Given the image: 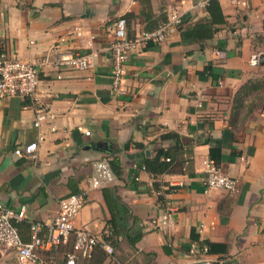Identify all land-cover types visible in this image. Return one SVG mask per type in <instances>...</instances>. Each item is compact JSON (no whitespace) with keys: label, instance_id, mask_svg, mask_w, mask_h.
<instances>
[{"label":"crops","instance_id":"obj_1","mask_svg":"<svg viewBox=\"0 0 264 264\" xmlns=\"http://www.w3.org/2000/svg\"><path fill=\"white\" fill-rule=\"evenodd\" d=\"M202 1L150 0L152 16L160 21L177 14L185 27L207 18ZM218 1L227 24L213 39L182 45L176 31L159 44L136 45L124 64L121 94L112 89L109 46L115 22L125 14L134 15L131 34L144 31L140 0H0V58L52 62L39 72L36 100H0V203L25 208L26 219L17 224L23 242L29 223L52 220L62 198L84 191L87 201L74 224L102 236L110 218L102 189L114 188L126 208L125 231L142 233L133 247L125 233L118 238L114 253L123 264H264V103L256 102L264 93L234 103L248 80L264 79V63L250 65L253 55H264V0H244L245 8ZM91 52L97 56L87 70L53 67L58 58ZM37 107L54 115L40 130L33 126ZM167 132L183 139V173L153 178L138 169L132 179L142 153L153 157L173 146L159 139ZM32 142H37L34 159L14 154ZM96 143L111 152L93 150ZM217 146L218 168L239 182L236 195L203 188L209 148ZM111 155L121 164V179L89 189L93 164ZM153 182L173 188L163 195L177 208L165 231L150 226L164 211ZM191 230L200 241L225 244L226 253L190 255ZM72 242L70 236L58 250L38 254L53 261ZM76 262L107 264L99 249ZM0 264L19 263L12 251H3Z\"/></svg>","mask_w":264,"mask_h":264},{"label":"built area","instance_id":"obj_2","mask_svg":"<svg viewBox=\"0 0 264 264\" xmlns=\"http://www.w3.org/2000/svg\"><path fill=\"white\" fill-rule=\"evenodd\" d=\"M232 4L246 7L244 0H229ZM207 0L202 1L206 5ZM181 18L177 14L168 16L167 21L159 28L147 32L142 31L133 38L127 36V23L123 17H119L114 26L113 41L109 46L111 51L112 66L110 75L112 89L116 93H123L121 85L124 80V64L128 55L138 44H159L166 40L181 26ZM78 34V33H77ZM79 35V34H78ZM97 56L96 52L89 54H73L58 58L54 63L55 68H70L83 71L90 68ZM52 64L47 58H42L36 64L21 61L14 56L2 54L0 58V100L18 97L22 99L36 100L38 85L40 83L39 72L41 68ZM258 64V56L253 55L250 65ZM61 75L57 74L56 79ZM54 119L51 111L45 107H37L34 112L33 126L40 130L45 124ZM86 136L89 131L84 132ZM42 137L39 135L38 140ZM37 142L25 145L21 149L14 150L16 156H24L29 159L35 158ZM168 161V159H166ZM93 172L88 179L89 189H101L113 184L115 176L107 161L99 160L93 164ZM202 185L205 190L220 189L233 196L239 192V182L236 178L223 174L212 160L206 162ZM164 187H161V189ZM167 190V188H164ZM86 192L71 194L59 201L58 211L55 217L45 223H29V239L23 242L19 235L17 224L26 219L25 208L13 209L0 203V252L12 251L19 264H54L51 260H45L39 256L40 251H56L65 244L70 236H73L71 250L65 254L62 264H77L78 256L88 259L95 248H100L106 254L107 264H123L114 253L112 246L103 239L108 236L105 231L98 236L85 228H77L75 218L86 204ZM163 212L151 220L152 229L165 231L174 222L176 206L170 201H163ZM201 232L200 229H198ZM206 248L199 249L195 242L189 246V254L195 256L205 253Z\"/></svg>","mask_w":264,"mask_h":264},{"label":"trees","instance_id":"obj_3","mask_svg":"<svg viewBox=\"0 0 264 264\" xmlns=\"http://www.w3.org/2000/svg\"><path fill=\"white\" fill-rule=\"evenodd\" d=\"M141 6V16L144 21V31L150 32L159 27H161L166 21L167 18L163 17L155 20L152 16L150 0H140ZM207 12V18L203 20L196 21L192 24H189L185 27L179 26L177 31L180 33V43L182 45L190 44H199L213 39L214 35L218 29L227 24L226 17L224 16L219 1L218 0H207L205 5ZM126 20L127 23V36L128 38H133L134 33L130 32V19L134 18L133 14H125L121 16ZM152 44V43H148ZM208 68H205V71ZM262 81L258 79L248 80L234 96L235 105H239L241 100L252 94L259 92L263 89L261 87ZM160 140H170L173 142V146L167 149H158L153 157H145L144 153L141 154V161L136 165L135 170L132 172V179L136 177V170L143 169L153 178L163 174H177L183 173L185 161L182 159L181 153V144L183 139L176 133L167 132L159 137ZM208 139L205 140V143H208ZM129 144H125L123 150L128 149ZM136 147L143 148V146L136 144ZM105 161L109 164L111 171L115 178L121 179L123 170L120 162L111 155L105 156ZM168 159V161H166ZM209 159L214 162L215 165H219L221 162V149L220 147H210L209 148ZM165 186L157 182H153L152 187L157 195V199L160 202H163V195L172 191L173 188L167 187V190H162L161 187ZM79 193V192H78ZM75 193V194H78ZM103 198L105 201L106 208L109 212L110 218L106 221V230L108 236L103 235V239L107 241L114 249L118 247V238L125 233V239L130 246H134L135 243L142 237V233L138 230L133 231L132 228H129L125 231L124 221L126 220V208L120 203L119 198L116 195L114 188H103L102 189ZM125 214V215H124ZM18 226V225H17ZM190 240L195 242L199 249L206 248V254H225L227 247L225 244L212 243L209 241H200L197 233L194 230H191ZM99 249L106 259V254ZM94 249V250H95ZM115 251V250H114ZM94 252V251H93ZM89 260L92 258V254ZM210 264H219L218 262Z\"/></svg>","mask_w":264,"mask_h":264},{"label":"rangeland","instance_id":"obj_4","mask_svg":"<svg viewBox=\"0 0 264 264\" xmlns=\"http://www.w3.org/2000/svg\"><path fill=\"white\" fill-rule=\"evenodd\" d=\"M263 87L262 90H260L258 93H264V79L262 80V84ZM257 94V93H254ZM257 103H264V94L260 95L259 98L256 100ZM68 252V249L62 248L60 249L55 255H54V260L52 262H54V264H60V262L63 260V258L65 257V254ZM56 262V263H55Z\"/></svg>","mask_w":264,"mask_h":264},{"label":"water","instance_id":"obj_5","mask_svg":"<svg viewBox=\"0 0 264 264\" xmlns=\"http://www.w3.org/2000/svg\"><path fill=\"white\" fill-rule=\"evenodd\" d=\"M258 63L260 65H262L264 63V55L263 54H261L259 56ZM92 149L97 151V152H101V153L111 152L110 148L105 143H96L95 145H93ZM146 154H148V152H146Z\"/></svg>","mask_w":264,"mask_h":264}]
</instances>
